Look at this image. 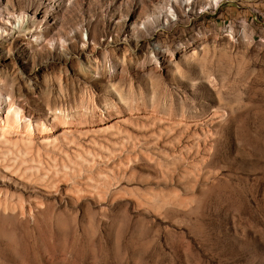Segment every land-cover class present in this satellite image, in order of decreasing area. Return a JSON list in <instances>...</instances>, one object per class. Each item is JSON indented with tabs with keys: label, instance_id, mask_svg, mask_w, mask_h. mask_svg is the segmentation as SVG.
I'll use <instances>...</instances> for the list:
<instances>
[{
	"label": "rangeland",
	"instance_id": "374dc122",
	"mask_svg": "<svg viewBox=\"0 0 264 264\" xmlns=\"http://www.w3.org/2000/svg\"><path fill=\"white\" fill-rule=\"evenodd\" d=\"M165 2L0 0V264H264V0Z\"/></svg>",
	"mask_w": 264,
	"mask_h": 264
},
{
	"label": "bare ground",
	"instance_id": "6f19581e",
	"mask_svg": "<svg viewBox=\"0 0 264 264\" xmlns=\"http://www.w3.org/2000/svg\"><path fill=\"white\" fill-rule=\"evenodd\" d=\"M184 1H185V4L189 3V4H187L188 8L190 7V4L192 6L193 0H184ZM184 1H179V2L173 1L169 4H166V2L163 0V2H165V4L162 3V5L161 4L155 5L154 11H153V16H155L157 18V21L160 20V17L164 16V15H165V18H168V16L172 17V16L176 15L175 14L176 9L181 8L182 2H184ZM33 21L34 20H32V19L29 20L28 17H24L23 15H21L20 18H18V17L13 18V21L3 20V18H1V14H0V40L2 42H4V41L8 42L9 41L12 43L14 38L24 39L28 34H31L32 30H34L35 27H34ZM143 27H144V32H145V30L148 27V24L147 25L143 24ZM78 34L81 38L82 31H79ZM30 36L35 38V40H34L35 43L38 42V39H41V40L44 39V41H46L44 36H42L39 33H32ZM58 40H59L60 47H62L63 50H65V46H64L65 41L63 40V38L59 37ZM81 40H82V38H81ZM50 43H51V41H46L45 45H49ZM0 44L3 45V43H0ZM1 49H0V53H1ZM4 103H5V100L3 98L2 93L0 92V109ZM11 107H12V105L9 104V106H8L9 110L12 109ZM9 114H10V117L12 118V120L14 121V123L16 125H18L17 123L21 120L19 118L18 111L12 110ZM4 123H5V125H9L8 118L6 119V121Z\"/></svg>",
	"mask_w": 264,
	"mask_h": 264
}]
</instances>
